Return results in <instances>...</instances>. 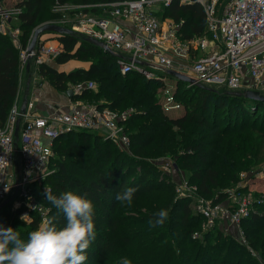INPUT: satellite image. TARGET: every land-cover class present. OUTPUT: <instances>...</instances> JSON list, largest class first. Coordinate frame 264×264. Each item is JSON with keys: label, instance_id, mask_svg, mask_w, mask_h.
I'll return each mask as SVG.
<instances>
[{"label": "trees", "instance_id": "16d2710c", "mask_svg": "<svg viewBox=\"0 0 264 264\" xmlns=\"http://www.w3.org/2000/svg\"><path fill=\"white\" fill-rule=\"evenodd\" d=\"M114 1L123 0L19 1L16 21L22 49L38 25L56 16L54 3ZM160 10V20L181 23L178 32L182 40L208 35L205 14L198 3L172 0ZM55 36L61 47L53 62L56 66L72 60L89 66L64 72L44 63L36 67L38 74L65 94L75 84L91 82L92 89L86 88L70 99L116 113L131 112L122 122L129 139L128 151L93 132L64 133L53 145L50 168L54 171L41 187L34 188L46 220L57 217L58 228L65 220L45 199V187L56 196L74 191L93 202L96 238L87 250L85 264H123L124 260L130 264H259L246 247L219 226L200 239H192L203 219L192 210L189 198L175 192L169 173L162 172L156 161L171 158L201 196L223 203L230 190L227 188L236 186L240 174L257 169L264 173V101L231 96L224 90L191 86L180 92L177 88L181 111L171 116L163 112L156 97L161 79L148 80L135 72L121 75L114 55L72 36ZM21 65L20 50L8 34L0 33V127L18 96ZM128 187L137 189L130 206L116 200V195ZM23 210L14 209L11 202L3 204L0 225L16 229L26 241L43 219L36 211L28 212V220L21 219ZM160 210L168 211L167 220L162 226L151 227L149 220H154ZM241 227L248 245L264 262V204Z\"/></svg>", "mask_w": 264, "mask_h": 264}, {"label": "built area", "instance_id": "2783aa9c", "mask_svg": "<svg viewBox=\"0 0 264 264\" xmlns=\"http://www.w3.org/2000/svg\"><path fill=\"white\" fill-rule=\"evenodd\" d=\"M171 1L123 0L76 6L56 2L52 8L61 14L58 25L72 30L78 41L94 39L121 56L116 58L121 75L135 72L148 80L161 79L167 76L159 69H171L187 75L196 83L224 91H241L244 75H247L249 90L264 93V0H228L218 13L215 11L217 0H180V3H198L206 19L208 35L188 41L179 35L181 23L162 21L157 17V7H167ZM67 10H71L72 16L64 14ZM18 13L19 9L15 8L0 9L1 34H6V23L16 19ZM17 31L11 33V37L13 45L20 50L24 66L27 53L26 48L21 47ZM60 52L61 47L57 44L38 42L32 61L39 66L47 59H55ZM135 60L148 65H138ZM93 86L91 82L79 83L69 89L75 96ZM191 86L194 85H187L188 88ZM161 105L165 114L181 111L175 91L168 86L163 91ZM31 107L28 103L22 116L16 150L14 130L20 115L18 105L12 107L6 122L0 127V204L11 190H15L29 199L32 207L29 206L28 212L39 210L27 186L51 174L53 145L64 133L93 132L122 151L129 149L122 122L130 116V111L116 113L78 99L70 100L66 111L57 107L50 115L33 114ZM158 164L160 170L167 174L175 169L171 161L161 160ZM11 168L12 171H8ZM196 190V187L189 188L187 181L175 186V192L189 198L192 210L203 219L200 231L193 233L192 239H200L204 233L219 226L227 235L234 237L236 234L234 238L247 247L250 256L264 264L258 253L248 247L241 227V223L264 204V194L231 189L227 190L223 203L211 204L204 199L193 198ZM45 213V210L39 212L43 222Z\"/></svg>", "mask_w": 264, "mask_h": 264}, {"label": "clouds", "instance_id": "9594fccd", "mask_svg": "<svg viewBox=\"0 0 264 264\" xmlns=\"http://www.w3.org/2000/svg\"><path fill=\"white\" fill-rule=\"evenodd\" d=\"M136 191L128 187L116 195V200L130 206ZM44 196L58 214H63L64 226L58 228V218L51 217L31 231L25 241L16 229L0 225V264H85L87 250L96 238L93 202L74 191L56 196L48 187ZM167 218L168 211L160 210L148 223L151 227L162 226ZM123 264L130 262L124 260Z\"/></svg>", "mask_w": 264, "mask_h": 264}, {"label": "rangeland", "instance_id": "374dc122", "mask_svg": "<svg viewBox=\"0 0 264 264\" xmlns=\"http://www.w3.org/2000/svg\"><path fill=\"white\" fill-rule=\"evenodd\" d=\"M21 1V0H3L1 1V6H2V9L3 10H13L14 8L15 9H19L20 11V8H17L16 7V4ZM228 1V0H217L216 1V4H215V11L216 13H218L221 9V7L223 6V4ZM69 5L71 6H76L75 4L73 3H68ZM52 11H53V8H52ZM157 11L158 13L160 14L161 13V10L159 7H157ZM53 13L56 15L55 17H53L50 21L51 22H47V23H53V24H59L60 23V19H61V14L58 13V12H55L53 11ZM65 15H69V16H72V13H71V10H67V12L64 13ZM158 14V15H159ZM160 16V15H159ZM17 18L15 19H11L10 21H8L6 23V35L8 34L10 36V40L11 42L13 43V37H11V33H15L16 30H19L18 29V26H17ZM166 20V19H165ZM165 20H162V21H165ZM40 25H43L40 24ZM38 25V26H40ZM18 32V35H17V38L18 40L20 41L19 39V36H20V30L17 31ZM46 34L40 36L39 38V42H41L43 40V37L45 36ZM27 48V47H26ZM51 59H47L46 61H50ZM80 61H77L75 60L74 62H72L71 64H68L65 66V70L66 71H69L71 69H74V67H76L77 65H79ZM27 63V61H26ZM26 63L23 65H21V68H20V71L21 72V79H19V85H20V88L22 89L24 87V82H25V79H24V73H25V65ZM82 63V62H81ZM83 63H86V62H83ZM31 64L33 65V67H37V65H35V63L33 61H31ZM161 88L160 89H157L156 93L157 94V99L161 102L162 100V94H163V91L164 89L168 86L169 88H171L172 91H176L177 88H179V91H183L184 88H187V84L185 83H181V84H178V81H176L175 79L171 78V77H161ZM140 85V84H138ZM190 88V87H189ZM163 89V90H162ZM217 90V89H215ZM220 90V89H218ZM123 112H126V111H123ZM175 114V113H173ZM173 114H170L171 116H174ZM180 114V113H179ZM176 115V114H175ZM171 161L172 163H174L175 165V169L173 170H170L171 173H169L170 175V178L172 179V182L174 183V188L176 185H180V184H183L185 181L188 182V178H187V174L182 172L175 164L174 160H172L171 158L169 157H166V158H160L159 160H157L156 162L158 161ZM159 166V164H158ZM51 172L54 171L53 168H50ZM12 170H10L11 172ZM48 176L45 178L47 179ZM45 179H42L40 180L39 182H34L32 184H29L27 186V189L29 188L30 189V195H31V199L34 200V202L36 203L37 205V208H39V210H37V212H43V210H45L43 208V206L40 205L39 203V200L35 197V194H34V188L35 187H41L42 186V183ZM188 186L189 188L191 187H196L194 184H190L188 182ZM234 186H235V183H234ZM244 188V190H242L241 192L243 193H251V194H264V173H263V170L262 169H257L255 171H252L250 173H246V174H240L239 176V180L238 182L236 183V186L235 187H231V188H227V189H233V190H237L239 191L238 189L239 188ZM192 197L194 198H201V199H204L206 202H210L211 204H216V203H213L211 201V199H207L203 196H201L197 190H196V193L192 195ZM8 202H11L12 204V207L14 209H17V208H23V213H22V216H24L23 219L25 220H28V210L29 209V206L30 205V201L29 199H27V197H24V196H20L19 193H17L15 190H11L8 195L6 196V198L4 199V201L2 202V204H0V207L2 208L3 204H6ZM32 207V206H31ZM33 209V208H32ZM34 210V211H36ZM234 237H237L236 234H234ZM246 247V246H244ZM248 247L251 249V247L248 245ZM247 249V247H246ZM248 251V249H247ZM250 255V254H249Z\"/></svg>", "mask_w": 264, "mask_h": 264}, {"label": "crops", "instance_id": "0c3cea01", "mask_svg": "<svg viewBox=\"0 0 264 264\" xmlns=\"http://www.w3.org/2000/svg\"><path fill=\"white\" fill-rule=\"evenodd\" d=\"M169 20V19H166ZM165 20V21H166ZM171 21V20H170ZM55 35L52 34H46L43 37V40L41 42L47 43V44H56L57 40L55 38ZM54 59H51L50 61H46L45 63L50 64L51 66H54L59 71L64 72H70L76 69H86L89 64L88 63H81L79 62L74 69H71L69 71H66L64 68L66 65L71 64L74 62V60L68 62L65 65L56 66L54 63ZM21 72L19 73V79H21ZM30 75V82L27 86L28 76ZM25 71L24 73V87L21 89L19 85V91L18 96L16 98L15 104L18 105L19 109L22 104V101L24 99L25 93L28 91V103L31 104L30 111L33 114L36 115H50L53 113V109L60 107L62 111H66L69 107L70 98L65 94L57 90L54 86H52L44 76H41L38 74L36 67L34 68L31 64L30 73ZM250 87V80L247 75H244L243 78V87L241 91L249 90ZM173 114V113H171ZM176 115L179 114V112L175 113ZM173 114V115H175ZM13 168L9 169L8 171L12 170Z\"/></svg>", "mask_w": 264, "mask_h": 264}, {"label": "water", "instance_id": "95a60500", "mask_svg": "<svg viewBox=\"0 0 264 264\" xmlns=\"http://www.w3.org/2000/svg\"><path fill=\"white\" fill-rule=\"evenodd\" d=\"M49 33L55 34L57 36L67 35V36L74 37V33L72 30H70L66 27L60 26L58 24L46 23V24H43V25L36 27L32 32L30 41H29L27 48H26L27 63L25 65V71L28 73V75L30 73L31 61L35 55V49H36V46L39 42V38H40V36H42L44 34H49ZM84 42H86L90 45H93L97 48H100L104 52L111 54V55H114L116 58L121 57V56L113 53L112 50L109 49L108 47H106L105 44H103L102 42L96 41V40L91 39V38H87ZM135 63H137L138 65H141V66H147L148 65L147 63H145L143 61H138V60H135ZM159 70H161L164 75L171 77L178 82L185 83L187 85H194L198 88L209 90V91H215L212 88H209V87H206L202 84L196 83L192 78L188 77L187 75L181 74L177 71H174L171 69H163V68H160ZM29 82H30V75L28 76L27 86L29 85ZM226 94L231 95V96H236V97L242 96V97L249 99V100H252V101H264V95L260 94L258 91H254V90L227 91ZM27 95H28V91L25 93L24 99H23L22 104L20 106V115L17 118L16 124H15V130H14V148H15V150L17 149V146H18L19 131H20V126H21L22 116L25 114L27 104H28ZM66 95L69 98H71L73 96V93L69 89L66 92ZM0 209H1V207H0Z\"/></svg>", "mask_w": 264, "mask_h": 264}]
</instances>
